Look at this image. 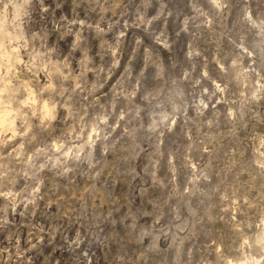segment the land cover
I'll return each instance as SVG.
<instances>
[{
	"label": "rangeland",
	"instance_id": "374dc122",
	"mask_svg": "<svg viewBox=\"0 0 264 264\" xmlns=\"http://www.w3.org/2000/svg\"><path fill=\"white\" fill-rule=\"evenodd\" d=\"M0 264H264V0H0Z\"/></svg>",
	"mask_w": 264,
	"mask_h": 264
}]
</instances>
